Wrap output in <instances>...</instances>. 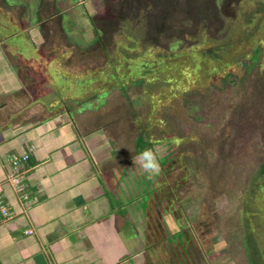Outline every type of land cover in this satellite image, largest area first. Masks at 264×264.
Returning <instances> with one entry per match:
<instances>
[{"label":"rangeland","instance_id":"1","mask_svg":"<svg viewBox=\"0 0 264 264\" xmlns=\"http://www.w3.org/2000/svg\"><path fill=\"white\" fill-rule=\"evenodd\" d=\"M245 1L246 9L248 5L264 6V0ZM222 2L205 1L215 7L209 36L225 33L219 32ZM166 4L162 2L158 8L151 6V0H0V44L9 47L3 57L12 55L11 63L22 73H28L25 89L37 92L43 79L50 84L40 89L44 92L40 98L46 103L56 106L66 97L69 108L81 105L85 109L87 105L80 101L92 99L88 120L102 117L100 126L104 129L112 115L120 116L116 126L132 127V139L128 140L131 148L143 131L139 138L153 141L150 150L159 154V163L164 162L161 155L169 148L156 144L162 140H159L161 136L169 137L172 132L176 144L181 143V150L185 149L182 151L186 158L173 149L176 159L171 162L173 167H167L166 171L171 174L169 181L179 184L180 196L190 199L184 202L190 205V215H194L190 224L208 221L218 238L216 242L220 240V247L227 251L229 261L247 264L243 244L246 226L254 232L260 248H264V85L255 84V77L260 74L256 69H251L247 75L242 68L237 71L242 81L224 85L212 66L216 62L211 63L208 58L203 72L198 58L189 53L191 43L196 44L195 37L193 41L188 40L198 27L196 15L189 5L185 14H177L173 4L184 5L183 0ZM252 24L260 26L254 31V41L243 47L248 52L264 41V10L256 15ZM178 54L191 61L194 69L192 80L189 79L191 89L185 90L189 104L182 100L185 92L174 98L173 95L158 96L154 91L157 96L152 99L147 81L140 83L137 73H146L148 81L153 74H158L161 81L160 67L170 60L176 63L180 59ZM107 56L116 62L128 59L126 63L130 64L121 62L120 70L115 66L111 69ZM110 72H125L119 80L122 86L115 80L106 83ZM199 74L205 85L194 80ZM206 77H210L209 80ZM55 86L60 87L54 89ZM93 91L95 96L91 98ZM148 99L157 102L152 105ZM161 119L163 123L159 124ZM131 167L123 174L129 181L125 205L130 208L141 206L147 200L152 179L138 163ZM257 183L262 185L253 190ZM136 190L141 192L137 204L133 198ZM250 190L256 192H252L249 199ZM223 194L229 202L212 208L218 212L217 218H213V212L208 214L211 218L201 212L202 206L213 207L214 201L223 200Z\"/></svg>","mask_w":264,"mask_h":264},{"label":"crops","instance_id":"2","mask_svg":"<svg viewBox=\"0 0 264 264\" xmlns=\"http://www.w3.org/2000/svg\"><path fill=\"white\" fill-rule=\"evenodd\" d=\"M4 53L0 189L11 218L0 213V264H145L139 223L125 205L116 133L88 120L92 99L82 102L85 109L69 108L66 97L52 106L40 98L45 79L37 92L25 89L28 73ZM12 153L29 154L22 191L7 180Z\"/></svg>","mask_w":264,"mask_h":264},{"label":"trees","instance_id":"3","mask_svg":"<svg viewBox=\"0 0 264 264\" xmlns=\"http://www.w3.org/2000/svg\"><path fill=\"white\" fill-rule=\"evenodd\" d=\"M171 2L172 0H151V6L161 8V3L163 2L165 5L166 2ZM185 2L184 5L173 4V9L178 10L177 14L186 12V7L191 9L193 15H196V22L198 24L197 30L193 35V38H189L188 40L196 39V44L194 45L193 42L190 46V52L192 56L195 55L198 58V62L204 72V64H206L205 60L208 58L211 62H216V64H212L216 74L219 79L224 81V85L228 83V85H232L242 81L241 75L238 76L239 68L248 75L251 69H256L260 74L257 75L255 78L256 85L261 87L264 85V41L261 40L260 44L252 46L251 51H246L247 42H253L254 31L258 30L256 27L260 25L252 24L256 15L261 13L264 10V6L258 8L253 5H248L247 9L244 5L247 3L245 0H223L222 2V14H220V33L221 36H217L218 34H213V36H209L208 32L210 30V26L214 23L215 20V13H214V6L212 4H205L207 0H183ZM257 19L261 20V18L257 17ZM250 25V26H249ZM246 26L248 27L246 29ZM264 29V27H262ZM148 30V28L146 29ZM134 39V37H133ZM144 39V38H143ZM142 39V40H143ZM99 44L100 40L98 41ZM180 59L178 62L174 64L171 60L168 64L163 65L160 67L162 71V80H159V75H152L150 80L148 81V77L146 73H137V78L140 80L139 82L143 83L147 81V90L149 89L148 93L152 94V99L154 96L156 97H167L173 95L174 98L180 97L187 88L191 89L189 79L192 80V73L194 72L193 66H190L189 60H185L182 54H178ZM109 59L107 61L108 65L111 67L115 66V68L120 70V66L123 64L129 65L130 63H126L129 61L121 60L120 62H116L115 59L112 60V57L107 56ZM184 59V61H183ZM114 61V62H113ZM122 62V63H121ZM124 69V68H123ZM147 69L150 68L147 67ZM139 71V70H138ZM237 72V73H236ZM201 73V72H200ZM125 75V72L121 73H109L108 81L109 83L112 80H115L117 85L122 86V81H119L122 76ZM164 75V76H163ZM196 78V77H195ZM210 78V77H208ZM206 77V80H209ZM195 81L200 82L202 85H205L203 77L201 78L200 74L198 79H194ZM114 82H111L113 84ZM154 87V90H151ZM226 88L227 86H223ZM222 87V88H223ZM95 91V90H94ZM94 91L91 93V98L95 96ZM98 91V90H97ZM154 91L157 92V95L154 94ZM125 93V92H124ZM126 96V93L124 94ZM188 91L184 93L182 100L188 103ZM152 99H148L149 103L156 104V100L154 103ZM85 102V99L83 101ZM189 104V103H188ZM191 105V104H190ZM162 122L160 121L159 124ZM153 141H142L139 137L135 140V146L137 149V153L142 152L143 150L150 149L152 147ZM261 177V176H256ZM259 185V186H257ZM253 188L260 187L262 184H258ZM252 189V188H251ZM252 192L256 191H248L249 194L248 198L252 197ZM250 209L252 206H249ZM120 208V206H119ZM255 220V219H253ZM245 227V226H244ZM244 238V247H245V254L250 262V264H264V248H260L259 242L255 240L253 237L254 232L251 231L249 226H246V232Z\"/></svg>","mask_w":264,"mask_h":264},{"label":"flooded vegetation","instance_id":"4","mask_svg":"<svg viewBox=\"0 0 264 264\" xmlns=\"http://www.w3.org/2000/svg\"><path fill=\"white\" fill-rule=\"evenodd\" d=\"M6 48L9 50V47H4L0 44V49L5 50ZM28 48L32 50V48ZM23 51L26 50L24 49ZM8 59L12 62L14 57L9 54ZM126 102L128 103L129 101L126 99ZM119 117L117 114L112 115L107 127L111 128L117 136V149L115 153L117 167H125L124 171L127 173L139 153H137L135 146L136 139L133 141V148H131V143L128 144V140L132 139V131L130 130L132 127L115 125ZM160 121L162 122V119ZM102 122V117L95 119L97 129L103 128L100 126ZM144 127L148 129L147 124ZM142 133L143 131L140 132L139 136H142ZM171 134L172 132L169 137L161 136L159 140H162L156 144H165L166 149L169 148V151L161 155L164 162L159 163L161 169L159 174L152 175V179H150V185L147 189V200L144 203L142 202L140 206L137 203L141 197V192L136 190L135 196H133L134 201L136 199L135 203L137 205L136 207L134 205L132 207V210L134 209L133 215H135L132 216L139 223L138 230L146 252L145 264H229L232 261H229L226 257L227 251L220 247V240L216 242L218 238L215 236L212 225L208 221L190 224L194 220V217H192L194 215L191 216L189 213L190 205L184 203L190 199L189 197L182 198L180 196L179 184L169 181V175L171 174L167 173L166 168H171L174 165L171 163L176 159V153L173 149L178 150L179 156L183 155L186 158L185 152L182 151L185 149L181 150V143L177 145L175 137L171 136ZM128 145H130V148L135 153L130 148H127ZM173 146L176 148H173ZM125 180V186L128 189L129 185L127 184L129 181L127 180V176ZM222 196L224 197H222L223 200L218 201V203L214 201L213 207H209L207 204L202 206L201 212L210 218L211 215L208 214L213 212V218H217L218 212L215 210L218 208L217 204L221 207L224 203L229 202L225 194ZM209 221L211 222V220ZM176 234L180 235V237L176 238ZM214 261L217 262L213 263ZM247 264H250L248 258Z\"/></svg>","mask_w":264,"mask_h":264},{"label":"built area","instance_id":"5","mask_svg":"<svg viewBox=\"0 0 264 264\" xmlns=\"http://www.w3.org/2000/svg\"><path fill=\"white\" fill-rule=\"evenodd\" d=\"M29 158L28 153L24 154H15L12 153L9 155L8 160L10 162V165L12 167L11 173L8 175V182L13 185L17 191H22L23 184H22V178H23V172L22 169L23 165L27 162ZM0 213L6 218H11L10 212L8 210V207L3 199L2 190L0 189ZM27 232H31V230H27Z\"/></svg>","mask_w":264,"mask_h":264},{"label":"clouds","instance_id":"6","mask_svg":"<svg viewBox=\"0 0 264 264\" xmlns=\"http://www.w3.org/2000/svg\"><path fill=\"white\" fill-rule=\"evenodd\" d=\"M158 153L146 149L140 152L134 159L133 163H138L144 173L148 175H157L160 172Z\"/></svg>","mask_w":264,"mask_h":264}]
</instances>
